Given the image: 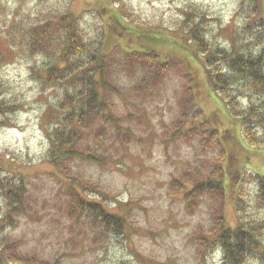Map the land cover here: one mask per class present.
<instances>
[{
    "label": "rangeland",
    "instance_id": "rangeland-1",
    "mask_svg": "<svg viewBox=\"0 0 264 264\" xmlns=\"http://www.w3.org/2000/svg\"><path fill=\"white\" fill-rule=\"evenodd\" d=\"M249 1L0 0V105L8 111L0 121V251L5 258L17 256L25 264H224L218 247L202 248L212 223L210 205L203 201L189 213L183 195L170 191L172 181L216 157L198 141L175 137L176 122H186L181 130L185 133L198 123L193 113L199 111L201 120L219 132L232 162L223 163L225 224L236 226L235 207L241 204L244 223L258 233L257 245L243 264H264L258 256L264 254V209L255 180L264 175V149L245 146L239 122L211 94L186 35V22L195 23L212 50L244 49L247 31L244 36L240 31L252 19L245 5ZM107 8L138 33L119 38ZM65 13L77 19L87 41L99 44L102 39V54L117 46L127 52H153L176 64L157 89L147 84L133 94L140 77L115 75L114 60L119 63L121 58L114 54L109 91L99 94L105 100L102 113L115 125L102 119L96 122L100 131L95 136L81 133L75 147L63 149L74 148L88 161L67 160L57 168L50 161L48 136L67 125L57 110L63 86L43 84L40 78L50 55L32 51L28 44L36 27L42 44L46 37L63 33L66 26L57 21ZM41 27L50 29L41 33ZM187 76L195 100L190 115L177 104L182 77ZM252 102L258 106L262 99L254 96ZM16 181L21 183L13 184ZM7 182L12 189L22 188L16 208L9 206ZM78 184L93 192L81 194L85 199L95 202L102 197L105 209L124 220L122 235L102 236L85 217L69 216L68 191H80Z\"/></svg>",
    "mask_w": 264,
    "mask_h": 264
},
{
    "label": "trees",
    "instance_id": "trees-1",
    "mask_svg": "<svg viewBox=\"0 0 264 264\" xmlns=\"http://www.w3.org/2000/svg\"><path fill=\"white\" fill-rule=\"evenodd\" d=\"M245 5L250 9L252 19L249 20V25H244L240 31L243 36L247 31L244 49L231 47L227 52L212 50L210 44L205 41L204 31L195 23L191 25L186 22L190 25L186 35L187 41L194 45L190 47V50L197 55L204 69L211 94L226 107L230 117L239 122L245 146L262 150L264 149V0H250L249 4ZM106 11L113 26L111 29L120 36L119 38H122L124 34L138 33L139 29L124 23L113 8H107ZM57 22L66 26L63 33H59L56 38L51 36L47 39L46 37L42 44L41 36L37 35L38 27H36L28 47L32 51L50 55L40 78L43 84L50 88H55L57 84L63 86L64 98L59 101L57 110L63 113L61 122L65 121L67 125H62L60 129L54 128L55 131L48 136L49 153L52 154L50 161L54 167L59 168L67 160L88 161L87 155L82 157V154L74 148L63 149L65 145L75 147L81 133L83 135L92 133L95 136L100 131L97 130L96 122H101L102 119L109 125H115L114 120L107 116L106 112L102 113L105 100L102 101V93L99 94L100 90L109 91L111 81L108 74L114 54L121 58L119 63L114 60L117 64L114 70L115 75L140 77V81L132 89L133 94H137L138 91L140 93L147 84L157 89L173 69L172 64L176 63L164 61L153 52H127L117 46H113L109 53L102 54L100 45L102 39L99 44L87 41L79 29L76 18L65 13ZM46 29L41 27L39 31L42 33L49 31L50 28ZM207 48H210L211 52L208 53ZM187 77H182L185 83L179 98L177 97V104L179 111L190 115L194 110L195 100L191 86L192 80L189 76ZM254 96L260 97L262 104L256 106L252 102ZM242 99L245 101V107L242 105ZM7 112V108H2L0 105L1 122H3L1 116H5ZM193 115L198 123L185 133H181V130L185 129L186 122H176V139L183 136L187 143L198 141L202 149L215 152L216 157L205 159L200 164L201 169L199 166L198 169L183 173L180 180L172 181L170 191L183 195L184 202L187 204L186 210L189 213L197 209L203 201L207 202L210 205L212 223L204 238L203 250L211 251L218 247L224 264H243L257 245V230L246 226L244 211L239 203L235 207L238 223L235 227L225 224L223 211L226 173L223 170V163L225 161L228 165L232 162L227 159L219 132L208 122L201 120L202 115L199 111H195ZM120 132L123 136L130 137L126 132ZM255 180L258 184V201L264 209V175L256 176ZM16 183L21 182L16 181L13 184ZM6 186L8 188L4 191L9 199V206L12 204V207L16 208V205L22 201V188L18 186L12 189L11 182H7ZM78 188L81 192L75 188L68 191L71 198L69 216L85 217L91 227L98 229L102 236L122 235L126 228L124 220L105 209L103 206L105 200L102 197L99 201H89L81 194L93 192H88L84 186L79 187V184ZM259 253V258L264 261V254ZM0 264L25 263L19 261L17 256L5 258L3 251H0ZM52 264H58V262Z\"/></svg>",
    "mask_w": 264,
    "mask_h": 264
}]
</instances>
